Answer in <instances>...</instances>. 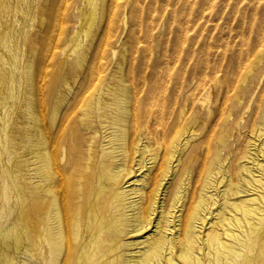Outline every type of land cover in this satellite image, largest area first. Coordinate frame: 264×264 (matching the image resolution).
<instances>
[{"label": "bare ground", "instance_id": "6f19581e", "mask_svg": "<svg viewBox=\"0 0 264 264\" xmlns=\"http://www.w3.org/2000/svg\"><path fill=\"white\" fill-rule=\"evenodd\" d=\"M83 1L88 8L66 50L74 56L49 79L45 69L40 95L31 84L23 101L26 217L20 232L10 184L4 185L0 220L13 224L0 230L1 264L8 263L11 250L19 255L22 248L29 264H35L34 257L40 264H264V90L252 105L263 71L264 40L259 38L263 47L251 54L250 37L242 38L246 47L231 64L234 74L225 71L212 80L219 98L207 108L213 93L208 80L174 82L178 66L170 59L162 66L155 60L138 78L128 53L110 71L99 62L90 65L85 41L104 16L99 9L110 2L112 11L121 2ZM59 2L0 0V151L22 83V53L28 46L56 53ZM112 18L101 51L115 56L117 50H108ZM37 27L45 34L40 39L32 33ZM32 61L27 63L29 81L36 72ZM244 107L252 109L244 127L255 138L242 145L237 140L234 147L230 122H239ZM216 113L221 128L192 145L198 133L186 135L188 128L196 124L204 131Z\"/></svg>", "mask_w": 264, "mask_h": 264}, {"label": "rangeland", "instance_id": "374dc122", "mask_svg": "<svg viewBox=\"0 0 264 264\" xmlns=\"http://www.w3.org/2000/svg\"><path fill=\"white\" fill-rule=\"evenodd\" d=\"M59 1H61L59 2V5L62 11L60 15V21L62 26L60 28L61 34L59 36V39L57 40L58 49L56 48V53H54L53 51L54 49H50L49 47H46L45 49L43 48L42 50L38 49L36 51H33L30 50L28 46L23 52L24 54L22 53L21 55L22 61L20 64L21 67L20 70H18L19 72L18 75L22 83L20 88L18 89L17 101L13 107V111L9 114L10 116L8 115L9 117H7L8 119L10 118L8 121L10 123L6 129L7 133H4V138L6 139L4 140L6 141V143L5 141L2 142L3 143L1 146L2 149L0 151V153L2 152L1 153L2 156L0 154V156L2 157L0 158V165L3 166L0 168V206L6 202L4 185L10 184L9 185L11 188L10 200L12 202L11 207H13L14 216L17 217V220L19 222V226L21 228L20 232H22L23 229L22 223L24 222L26 217V209H25L26 200L24 193V166H25L24 154L26 152V148L24 144L25 143L24 133L27 130V125L25 122L26 116H25V106L23 101L28 95L27 94L28 86L30 87L31 84L34 87V93L36 97L40 95V88H38L39 87L38 85L41 84L40 82H41V75L43 74L42 72L46 71L47 78L49 79L51 76H53V74H55L54 72L57 71L58 67H60L61 64L67 63V61L74 56L66 50L70 47L69 45L72 44V41L75 40L77 32L80 29L81 26L80 17L83 12V9L88 8L84 5L83 0H59ZM119 1L121 2V6L118 8L115 7L114 8L115 10L112 9L111 11L110 2L106 3L104 6H101V8L99 9V14H101L102 11L104 10V16L102 19H98L97 23L94 26L93 32L90 34L89 38L85 41L86 46L90 47V49H88V54H91L90 57L91 59L89 58L90 59L89 61L91 62L90 65L99 62L100 64H102L103 68L110 71L111 69H114L117 66V63L119 61L118 57H120V55L123 52L126 54L128 53L129 54L128 57H130L128 61L130 63H133L135 69L138 71V72L136 71L137 74L135 75V77L138 78L140 73L141 76L145 73L146 66H148V69H146V73L148 74V72L152 68V63H154L155 60L158 61L157 65L158 64L160 65L161 63L162 66L164 64L165 59L167 58L168 60L170 59L169 61L170 64H172V66H175V68H177L178 66V69L173 70L174 78H176L174 79L175 80L174 82L180 83V78H181V81L184 80V82L196 83L197 81L201 80V78H205L206 80H208L207 83L209 82L208 85H210L211 87L212 83H215L216 79H218L221 75L224 74L223 72L226 71L227 74L229 73L228 74L229 76L234 74L231 71V67H232L231 64L233 61H235L237 54H239L240 51L242 49H245L246 47L243 45L242 38L245 39L246 37L247 38L250 37V40L252 41L250 43L251 45L250 48L252 47L253 49V50L251 49V54L259 50L260 47L261 48L263 47L260 46L259 38L261 40H264V36L261 35L264 34L263 33L264 16H262L264 14V6H263L264 0H178V1L119 0ZM111 17H113L112 27L113 26L114 27L110 31V35L112 38L110 39L111 42L110 45L108 46V50L109 49L117 50L115 56H113L111 53L101 51L104 37L107 32V26L109 22L108 20L109 19L111 20ZM253 17L255 18V20L252 19ZM259 17H261L260 20ZM250 20L251 21L254 20V21L251 22ZM254 22L255 25L253 26ZM258 25H260L261 27L260 26L258 27ZM37 29L38 27L35 28L32 32L33 34L36 33V35H34L35 39H40L41 35L45 36V34L41 33ZM240 29L242 31H240ZM250 29L251 30L253 29L252 30L253 33L252 31H250ZM248 30L249 33L247 32ZM243 31L247 33H244ZM94 32H95V36H94ZM69 36H71L70 39L72 41L69 39ZM256 37L258 40H256ZM233 38L235 40H233ZM257 41L259 44L257 43ZM254 42L257 43L256 44L258 45L257 47L256 45H254L255 44ZM239 44L241 48H237L239 47ZM235 46L237 47L235 48ZM220 48H222V51ZM232 48L233 50H229ZM157 53H159L158 58L155 57ZM175 54H177L178 57L177 55L175 56ZM232 54L233 56H231ZM37 56L39 57L37 58ZM175 58L177 59V62L176 60H174ZM30 61H32L33 67L34 69H36V72L34 70L35 73L34 77L36 78V80L35 78H33L31 81H29L28 79V72H27L28 71L27 66ZM179 62H181V64ZM223 63L224 64L226 63L225 64L226 68L224 67ZM140 68H144V69H140ZM183 69L185 70L187 69V70L185 71ZM176 71L178 73H176ZM35 81L39 84H36ZM258 82L259 84L257 85L255 93L253 94L252 105L257 100V97L260 95L259 93L260 92L262 93L261 90H264V65H263V71L261 77ZM36 85H37V89H36ZM216 86L217 84H215L214 86L215 88L211 87V89L213 88L212 89L213 93L210 100L206 101L205 103L206 104L205 106L207 108L213 107L215 105V102L219 98L218 90L216 89ZM183 99L184 96L180 98V100ZM200 109H202V107H200ZM247 110L248 107L247 108L244 107L243 113L238 123L234 122L235 118L234 120H232V123L230 122V124H232L230 125V127L232 126V130L230 129L231 136H229V139L231 140L232 144H234V147H236L237 140L241 141L240 144L242 145V143L244 144L245 141L246 144L248 141L255 138L254 134L253 136L250 135L248 132V128L244 127L248 122V120L250 119L249 115L251 114L252 109L250 108L249 111ZM216 114H214L212 116V119L207 122V127H206L207 130L205 129L203 131V129L196 124L188 128L189 132H186V135L191 133L192 130H194L195 133L196 132L198 133V134L196 133L197 135L194 141H192V145L200 142L204 136H208V134L212 132L211 130L216 129L217 127L218 130L221 128L223 122L219 121V115ZM214 116L217 117L216 121ZM208 125H212V126H208ZM209 127L211 129H209ZM10 135L12 139L8 140V136ZM237 135H238L237 137L238 139L235 138ZM247 136L249 137L246 138ZM5 144L7 145L10 144V145L9 148L3 150V148L7 146L6 145L4 147ZM7 150L10 152L8 153ZM202 152H200V154L203 156ZM7 158L9 161L7 160ZM5 166H9V167L7 168ZM8 169L9 170L11 169L10 171H13L18 175L15 181L10 178L11 175L8 173L10 172ZM20 185L21 187H19ZM0 212H2V208L0 209ZM12 224H13L12 220H8V219L0 220V230H5ZM1 241L2 239L0 237V264L3 253L2 252L3 241L2 242ZM24 243L25 242L23 238V244ZM11 253L12 254H10V260L8 261L7 264L9 263L29 264L28 257H24L26 254L25 249L22 248L19 255L15 254L14 251L12 250ZM34 258L36 260L34 263L40 264V257H34ZM14 259H16V261ZM2 264H6V263L2 262Z\"/></svg>", "mask_w": 264, "mask_h": 264}]
</instances>
